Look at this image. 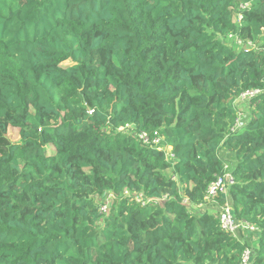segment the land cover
<instances>
[{
  "label": "trees",
  "instance_id": "1",
  "mask_svg": "<svg viewBox=\"0 0 264 264\" xmlns=\"http://www.w3.org/2000/svg\"><path fill=\"white\" fill-rule=\"evenodd\" d=\"M226 171L254 231L190 210ZM247 248L264 264V0H0V264H239Z\"/></svg>",
  "mask_w": 264,
  "mask_h": 264
},
{
  "label": "built area",
  "instance_id": "2",
  "mask_svg": "<svg viewBox=\"0 0 264 264\" xmlns=\"http://www.w3.org/2000/svg\"><path fill=\"white\" fill-rule=\"evenodd\" d=\"M229 37L233 38V39L236 38L232 34L229 35ZM236 40H237V43L241 44V40H239L238 38H236ZM258 93H259L258 90L246 91V92L242 93L240 97H242V98H244L246 96H254L255 97ZM237 124H238V122H237ZM118 130L121 132H126L128 134H133L135 137H137L146 146L154 147V148H157L159 150H163L165 152L166 158L168 160H175L176 159V156H175L174 152L172 151V146H164L163 145L164 137L160 136L157 132H155V134L153 136H151L146 131L136 130L135 125H133V124H127L126 126H121L118 128ZM173 178L176 179V177H173ZM234 183H235V178H234L231 171H226L225 173L217 176L216 179L209 185V187L206 191L204 203L199 205L198 207H200V208L205 207L207 209L209 207L213 208V206H216L215 204H217V206L219 208L218 213H219V217H220L221 227H222V229H224L227 232L235 233L239 228L254 231V230H256V227L254 225L250 224L249 222L243 221V220L239 221L236 218L233 207L227 201V197H228L230 188ZM133 195L134 194L132 193V191L126 190V191H124L122 196L132 197ZM111 196H113V195L111 194ZM219 197H225L226 198L225 204H221L219 202ZM166 198H167V196H164L163 198H160V199L146 198L142 194H136V196L134 197V199L136 201H139L142 204V206H145L148 203H158L159 201H162ZM106 203H104V204H106ZM184 203H187L189 205V201L187 198L184 199ZM106 209H107V206L101 204V208H100L101 212H105ZM252 258H253V249L247 248L246 250H244V252L241 256V261L239 262V264H251Z\"/></svg>",
  "mask_w": 264,
  "mask_h": 264
},
{
  "label": "rangeland",
  "instance_id": "3",
  "mask_svg": "<svg viewBox=\"0 0 264 264\" xmlns=\"http://www.w3.org/2000/svg\"><path fill=\"white\" fill-rule=\"evenodd\" d=\"M232 39V38H231ZM231 41L230 43H236L234 40H229ZM238 45V44H237ZM240 46V45H238ZM254 96H246L244 98L242 97H239L237 99V105H238V124L236 126V129H242L245 124L247 123L248 121V118L250 116V112H251V99L253 98ZM9 138L14 141V142H20L21 141V137L19 135V129L18 128H15V127H9ZM100 198H98L99 200ZM104 199L106 200V204H102V205H106L107 206V209H106V213L108 212L109 210V205L111 204L112 200H113V196L109 195L108 197H104ZM101 200V199H100ZM102 203V201H100ZM207 207V206H206ZM191 211L193 213H200L201 210H205L206 208H200V207H193L191 206L190 207ZM253 249V248H252Z\"/></svg>",
  "mask_w": 264,
  "mask_h": 264
}]
</instances>
